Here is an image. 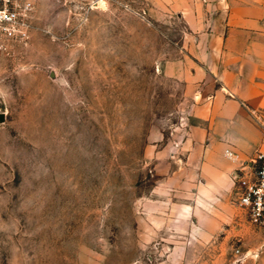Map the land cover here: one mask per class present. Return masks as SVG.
Wrapping results in <instances>:
<instances>
[{"label": "rangeland", "instance_id": "rangeland-1", "mask_svg": "<svg viewBox=\"0 0 264 264\" xmlns=\"http://www.w3.org/2000/svg\"><path fill=\"white\" fill-rule=\"evenodd\" d=\"M31 2L28 36L0 33V264L258 256L263 233L231 176L215 190L223 207L180 213L194 197L183 135L195 119L163 65L182 53L181 16L163 0Z\"/></svg>", "mask_w": 264, "mask_h": 264}, {"label": "crops", "instance_id": "crops-1", "mask_svg": "<svg viewBox=\"0 0 264 264\" xmlns=\"http://www.w3.org/2000/svg\"><path fill=\"white\" fill-rule=\"evenodd\" d=\"M163 1L167 10L181 16L185 26L182 53L167 60L163 71L183 82L187 89L184 103L192 106L195 119L191 132L183 135L188 144L185 151L193 156L192 180L185 179L184 184L190 182L194 191L192 202L180 203L184 215L210 209L217 201L223 207L226 202L215 190L230 176L234 184L236 169L261 144L264 0ZM226 149L235 157L228 156ZM219 214L225 217L222 211ZM188 231L199 234L213 230L195 224ZM241 264H264V247L258 256H246Z\"/></svg>", "mask_w": 264, "mask_h": 264}, {"label": "built area", "instance_id": "built-area-1", "mask_svg": "<svg viewBox=\"0 0 264 264\" xmlns=\"http://www.w3.org/2000/svg\"><path fill=\"white\" fill-rule=\"evenodd\" d=\"M31 0H0V33L10 38H25L31 26ZM230 157L235 154L225 150ZM235 185V203L241 208L247 222L263 233L264 244V124L261 144L253 156L242 163L233 174ZM237 260L247 251L235 246Z\"/></svg>", "mask_w": 264, "mask_h": 264}, {"label": "water", "instance_id": "water-1", "mask_svg": "<svg viewBox=\"0 0 264 264\" xmlns=\"http://www.w3.org/2000/svg\"><path fill=\"white\" fill-rule=\"evenodd\" d=\"M5 119L4 112H0V122Z\"/></svg>", "mask_w": 264, "mask_h": 264}, {"label": "bare ground", "instance_id": "bare-ground-1", "mask_svg": "<svg viewBox=\"0 0 264 264\" xmlns=\"http://www.w3.org/2000/svg\"><path fill=\"white\" fill-rule=\"evenodd\" d=\"M103 2L101 1L99 4H102Z\"/></svg>", "mask_w": 264, "mask_h": 264}]
</instances>
